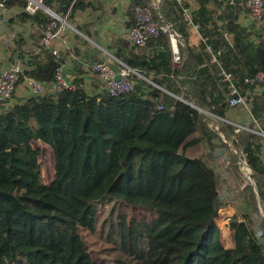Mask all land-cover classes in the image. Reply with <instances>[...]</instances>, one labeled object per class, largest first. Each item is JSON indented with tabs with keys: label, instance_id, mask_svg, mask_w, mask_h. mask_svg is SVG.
<instances>
[{
	"label": "trees",
	"instance_id": "obj_1",
	"mask_svg": "<svg viewBox=\"0 0 264 264\" xmlns=\"http://www.w3.org/2000/svg\"><path fill=\"white\" fill-rule=\"evenodd\" d=\"M93 1L43 4L70 17ZM195 1L193 20L205 39L198 48L188 44L184 11L176 0H163L158 10L152 0H131L128 10V27L136 25L138 7L152 8L157 20L161 16L173 25L186 40L179 45V63L164 33L144 48L126 41L116 53L175 97L136 76L134 91L121 96L90 94L77 82L76 89L57 92L53 80L62 65L56 56L42 45L28 58L16 92L22 82L30 91V79L46 90L0 109V264H96L82 230L96 231L95 204L106 197L151 215L130 222L124 216L112 226L134 264H264V138L237 132L227 120L231 95L222 77L223 71L233 75L249 103L250 128L264 133V81L262 93H255V80L264 74V37L256 43L237 24L240 4L221 10L219 0ZM0 4L18 9L22 19L42 29L53 22L42 10L29 13L27 0ZM38 141L53 152L50 183L42 177ZM203 144L228 150L234 173H240L242 160L251 169L254 186L243 189L249 212L230 220L233 248L222 244L217 224L227 205L220 174L210 159L188 156Z\"/></svg>",
	"mask_w": 264,
	"mask_h": 264
},
{
	"label": "crops",
	"instance_id": "obj_2",
	"mask_svg": "<svg viewBox=\"0 0 264 264\" xmlns=\"http://www.w3.org/2000/svg\"><path fill=\"white\" fill-rule=\"evenodd\" d=\"M152 1L154 5L155 2L154 0ZM219 2L221 3L219 7L221 10H224L225 6L222 0H219ZM130 3L131 0H94L92 6L86 10H78L68 17L74 29L67 28L61 33L60 38L55 39L53 42V48L60 51L56 60L61 63V70L69 82L81 83L80 85L90 94L108 93L103 82L92 71V66L101 60L108 61L112 66L116 65V61L110 58V56L116 58V53L122 52L127 46L125 32L130 28L127 24L129 22L128 10ZM188 5L193 18L194 12L199 8L198 3L195 0H189ZM240 6L242 7V11L237 24L247 30L251 34L252 40L258 43V36L264 37V25L259 24L251 17V14L243 7L242 2H240ZM215 9H217L216 6ZM19 13V10L16 8L6 10L0 6V66L5 67L19 62L24 65L26 70L28 58L33 54H39L41 51L40 46L44 45L42 39L43 31L42 27L40 28L38 24L27 19H22ZM43 13L47 14L44 11ZM218 31L221 32V29H218ZM15 32L18 34H15ZM187 34L188 44L192 47H200L203 38L202 34L201 36H193L194 34L189 32L188 28ZM10 37L16 38L18 41L12 42ZM227 38L230 42L233 41V35H228ZM185 43L186 40H181L180 45ZM143 80L163 90L150 79L144 77ZM163 91L168 93L165 90ZM29 96H31V92L22 82L11 102L12 104H16L20 99L28 98ZM227 118L232 124L249 126L252 123L250 108H231L228 111ZM210 126L218 130V126ZM224 141L228 142L225 138ZM36 143L42 142L38 141ZM215 149L216 151L212 153V156H199L198 153H191L193 149L189 151L188 156L191 158L203 157L210 159L212 165H214L213 162H218V165H214V167L220 174L219 188L223 190L226 189L227 181L233 179L234 176L231 174L233 171L229 165L230 159L225 150ZM231 188L235 189L236 186L232 185ZM226 206L221 209L222 215L220 217L224 218V220H217V224L221 230V237L222 231L224 232L221 224L226 227L230 234L228 240L224 241L221 239L222 244L226 248H233L235 243L233 231L230 229V220L238 212L233 208L227 210Z\"/></svg>",
	"mask_w": 264,
	"mask_h": 264
},
{
	"label": "built area",
	"instance_id": "obj_3",
	"mask_svg": "<svg viewBox=\"0 0 264 264\" xmlns=\"http://www.w3.org/2000/svg\"><path fill=\"white\" fill-rule=\"evenodd\" d=\"M27 11L34 14L37 10H43L49 16L53 18V22L42 29L43 31V44L45 48L50 50L56 57L59 56L60 51L53 48V42L55 39L60 38L67 28L74 29L73 26L67 21L68 16L63 17L54 13L49 8L45 7L43 0H27ZM163 0H154L153 7L158 10L160 3ZM178 4L183 8L184 19L189 32L194 34L193 36H201L200 26L194 22L191 16L190 7H186L189 4V0H176ZM224 6H235L242 2L243 7L251 14V17L261 25H264V0H222ZM1 7H4L2 4ZM136 25L128 28L125 32V39L135 48H144L150 41L158 38L161 33L166 34L171 42L174 59L177 63L180 62L179 45L181 40H185L179 32L173 27L172 24L167 23L160 17L161 20H157L156 15L150 7H138L135 10ZM202 42L205 39L202 38ZM210 48V47H209ZM110 58L116 61V65L112 66L108 61L101 60L92 66V71L99 77L106 87L110 96H121L134 91L133 77L142 76L136 71L119 61L117 58L110 56ZM217 60L216 56H213L211 62ZM25 71L24 65L17 62L9 66H0V109L6 108L11 102L14 94L16 93V86L23 76ZM120 75L121 79L116 81V76ZM224 81L228 82V88L230 90L229 104L231 108H250L248 100L241 96L237 86L235 85L233 75L225 71L222 72ZM264 81V74L260 73L257 76L256 82V95L262 92L261 83ZM53 82L56 84L57 92L62 90H73L78 87L79 84L69 82L63 75L62 70H58ZM29 85L31 87L30 92L32 94H42L45 87L42 83L30 79ZM83 88L82 85H79ZM161 109V108H160ZM1 112V111H0ZM253 122V117L251 116ZM231 123V122H230ZM236 126L237 132L245 130L254 132L264 138V133L260 130H253L249 126H243L233 123ZM243 169L249 168L246 161L242 162ZM250 169V168H249ZM248 169V170H249ZM250 173V170H249Z\"/></svg>",
	"mask_w": 264,
	"mask_h": 264
},
{
	"label": "rangeland",
	"instance_id": "obj_4",
	"mask_svg": "<svg viewBox=\"0 0 264 264\" xmlns=\"http://www.w3.org/2000/svg\"><path fill=\"white\" fill-rule=\"evenodd\" d=\"M67 21L70 23L69 19H67ZM15 34L18 33L15 32ZM10 39L12 42L18 41L16 38L13 39V37H10ZM209 124L215 127L217 126V123L212 120L209 121ZM35 147L41 151L40 163L43 180L46 183H50L55 177V162L52 149L42 143H36ZM215 151L216 149L213 150L207 144H203L193 149L191 153H198L199 156H212V153ZM225 152L230 159V152L228 150ZM242 162H244V160H242ZM213 164L217 166L218 162L215 161ZM249 168L243 169V165L241 164L240 173H231L234 176L233 179L227 181L226 189H220L221 198L224 203L227 204L226 209L229 210L233 208L236 212H238L236 215L239 216L240 214L249 212L246 205V193L243 190L245 185L251 184L254 186L251 171L249 173V170L251 169ZM232 185H235L236 188L232 189ZM95 209L97 218L96 231L91 233L89 231L82 230L84 238L89 245V250L93 260L96 264H134V262L121 251L119 247V240L117 239L115 232H113L114 229L112 226L118 223V220L124 216L127 218V221L130 222L131 220H150L151 215L145 210L136 208L133 209L130 205L124 202L116 201L109 197L98 201L95 204ZM221 215L222 213L220 210L217 220H224V218L220 217ZM221 226L224 230V232L222 231L221 239L226 241L229 239L230 234L223 224H221Z\"/></svg>",
	"mask_w": 264,
	"mask_h": 264
},
{
	"label": "clouds",
	"instance_id": "obj_5",
	"mask_svg": "<svg viewBox=\"0 0 264 264\" xmlns=\"http://www.w3.org/2000/svg\"><path fill=\"white\" fill-rule=\"evenodd\" d=\"M117 58V57H116ZM118 59V58H117ZM119 60V59H118ZM120 61V60H119ZM122 62V61H121ZM125 64V63H124ZM126 65V64H125ZM129 67V66H128ZM132 69V68H131ZM133 70H135V69H133ZM137 71V70H136ZM138 72V71H137ZM139 73V72H138ZM141 76H142V78L144 79V76L141 74V73H139ZM136 76V75H135ZM134 76V77H135ZM134 77H133V81H134V85H135V79H134ZM136 77H138L139 79H141V77H139V76H136ZM142 79V80H143ZM135 87V86H134ZM251 171V170H250Z\"/></svg>",
	"mask_w": 264,
	"mask_h": 264
},
{
	"label": "water",
	"instance_id": "obj_6",
	"mask_svg": "<svg viewBox=\"0 0 264 264\" xmlns=\"http://www.w3.org/2000/svg\"><path fill=\"white\" fill-rule=\"evenodd\" d=\"M121 79L120 75L116 76V81H119ZM261 213L264 215V210L261 208Z\"/></svg>",
	"mask_w": 264,
	"mask_h": 264
}]
</instances>
